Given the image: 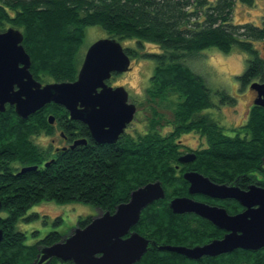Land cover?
Here are the masks:
<instances>
[{
    "label": "trees",
    "instance_id": "16d2710c",
    "mask_svg": "<svg viewBox=\"0 0 264 264\" xmlns=\"http://www.w3.org/2000/svg\"><path fill=\"white\" fill-rule=\"evenodd\" d=\"M237 2L254 4V0H0V32L9 27L22 32L30 72L41 83L77 78L83 59L79 51L88 26L101 27L106 37L120 44L133 43L134 47L124 48L130 61L154 62L144 89L149 116L143 129L134 134L125 130L112 144L95 143L84 124L69 120L86 144L50 155L33 137L49 133V114H67L62 106L49 103L26 119L8 104L0 112V264H37L40 249L62 239L63 235L50 231L35 243H26V234L16 229V223L31 206L42 201L81 202L113 212L116 205L129 200L133 190L155 181L161 182L165 196L144 208L132 229L149 240L147 251L134 264H264V248L235 249L197 260L157 249L159 245H203L224 235L206 219L170 210L172 198L188 196L185 171L241 189L255 182L264 186V108L252 103L246 121L226 133L225 127L202 114L213 107L210 90L185 64L187 56L204 49L213 47L227 54L236 46L248 56L244 71L237 76L240 89L264 82V56L254 44H264V19L261 25L233 23ZM145 43L159 51H145ZM220 96L221 103L236 101L224 91ZM160 102L171 108L172 118L165 124L157 110ZM135 105L139 108L142 103ZM163 125L171 130L162 133ZM192 132L204 139L198 149L180 143L182 135ZM187 152L195 154L194 160L179 163V156ZM50 156L52 161L46 166L42 162ZM10 162L36 169L12 172ZM192 197L221 206L230 214L243 209L232 199ZM92 218L79 216L76 226L84 227ZM42 264L73 263L52 258Z\"/></svg>",
    "mask_w": 264,
    "mask_h": 264
},
{
    "label": "water",
    "instance_id": "95a60500",
    "mask_svg": "<svg viewBox=\"0 0 264 264\" xmlns=\"http://www.w3.org/2000/svg\"><path fill=\"white\" fill-rule=\"evenodd\" d=\"M22 41L19 29L9 27L0 32V112H4L8 104L14 107L18 117L26 119L54 103L68 112V119L84 124L95 143H115L134 120L137 110L134 103L128 102V92L123 86L108 84L113 74H121L130 67L129 54L120 42L105 37L89 45L74 81L41 83L30 72V56ZM249 88L256 93L253 103L264 108V82H253ZM52 118L48 116L49 120ZM85 144V138L78 139L70 148ZM194 158L193 152H187L179 156L178 162L187 164ZM35 169L36 166H24L19 173ZM183 179L188 183V196L172 198L168 204L170 210L174 214L193 213L225 233L220 239L203 245H159L158 250L197 260L235 249L264 248V186L252 183L241 189L235 184L213 182L193 170L185 171ZM194 195L232 199L243 210L230 214L221 206L194 199ZM164 196L160 181L138 187L130 193L129 200L116 205L113 212L100 211L86 226H76L60 241L41 248L37 264L52 258L73 264L136 263L147 251L149 240L132 229L142 210ZM2 239L0 228V243Z\"/></svg>",
    "mask_w": 264,
    "mask_h": 264
},
{
    "label": "rangeland",
    "instance_id": "374dc122",
    "mask_svg": "<svg viewBox=\"0 0 264 264\" xmlns=\"http://www.w3.org/2000/svg\"><path fill=\"white\" fill-rule=\"evenodd\" d=\"M263 19L264 0H254L252 6L237 2L233 7V23L251 22L261 25ZM104 37H106V34L101 27L88 26L83 44L80 47V57H83L89 45ZM254 44L260 49L261 55L264 56V44L261 42H254ZM121 45L123 48L134 47L133 43H129L128 40L122 42ZM143 49L145 51H159L157 46L148 43L143 45ZM247 58V54L236 46L227 54L211 47L185 58V64L204 79L205 85L210 90V100L213 107L204 110L202 114H208L218 124L225 127V132L228 134L231 133L230 128L246 121L256 95L255 91L251 90L249 86L241 90L237 80V76L245 69ZM153 68V61L142 58L132 59L127 71L112 76L108 82L112 87L123 86L128 92V102L142 103L139 108L136 107L135 119L126 129L127 133L134 134L135 131L143 129L146 117L149 116V110H145L144 89L149 84ZM222 91L235 98V103H221L220 93ZM158 106L157 110L163 115L161 123L165 124L166 120L172 118L171 108L169 103L167 105L163 102H160ZM170 130L169 126L163 125L161 132L166 133ZM34 140L41 144L43 138L39 137ZM179 140L181 144L192 149H198L204 143V139L193 132L182 135ZM98 213H100L99 209L81 202L59 204L54 201H42L31 206L20 217L16 223V229L26 234V243L32 244L50 231H56L63 236L67 235L76 227L79 216H95Z\"/></svg>",
    "mask_w": 264,
    "mask_h": 264
},
{
    "label": "flooded vegetation",
    "instance_id": "af4514ba",
    "mask_svg": "<svg viewBox=\"0 0 264 264\" xmlns=\"http://www.w3.org/2000/svg\"><path fill=\"white\" fill-rule=\"evenodd\" d=\"M60 114H61V112H60ZM49 115H51L53 117L51 120L48 119V121H47V128H48L47 130L49 133L46 134L44 132H41L39 135L33 137V141L36 144H38L39 146H41V148H43L44 150H48L50 155H53V154H57L58 152H60L64 149L70 148V146L74 143V141L78 140L79 138L76 136V134H77L76 125L67 123V121L70 120V119H68V112L65 115H59L58 113L49 114ZM131 124L132 123H130L127 126V128ZM129 134H131V133H129ZM39 137L43 138V141L41 142V144H39L38 142H36L34 140L35 138H39ZM88 137L91 138L90 133H89ZM57 141H58V144H57ZM50 161H52V156H50L49 159L44 160L42 163L44 164V163L50 162ZM7 165H8V169L12 170V172L14 169H15L14 170V172H15L16 169L19 171L22 167L28 166V165H23V164H19V163H13V162L7 163ZM255 183H257V182H255ZM196 200H198V199H196ZM199 201H201V200H199ZM224 233H225V231H223V234Z\"/></svg>",
    "mask_w": 264,
    "mask_h": 264
}]
</instances>
